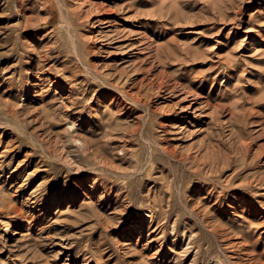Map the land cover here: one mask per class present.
Here are the masks:
<instances>
[{
    "label": "rangeland",
    "instance_id": "374dc122",
    "mask_svg": "<svg viewBox=\"0 0 264 264\" xmlns=\"http://www.w3.org/2000/svg\"><path fill=\"white\" fill-rule=\"evenodd\" d=\"M0 264H264V0H0Z\"/></svg>",
    "mask_w": 264,
    "mask_h": 264
},
{
    "label": "bare ground",
    "instance_id": "6f19581e",
    "mask_svg": "<svg viewBox=\"0 0 264 264\" xmlns=\"http://www.w3.org/2000/svg\"><path fill=\"white\" fill-rule=\"evenodd\" d=\"M69 2L71 1V0H68Z\"/></svg>",
    "mask_w": 264,
    "mask_h": 264
}]
</instances>
